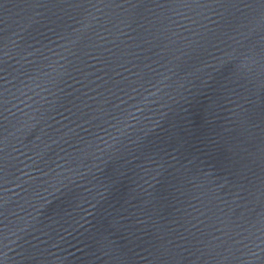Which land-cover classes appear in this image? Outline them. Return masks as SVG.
Returning a JSON list of instances; mask_svg holds the SVG:
<instances>
[{
	"label": "water",
	"instance_id": "95a60500",
	"mask_svg": "<svg viewBox=\"0 0 264 264\" xmlns=\"http://www.w3.org/2000/svg\"><path fill=\"white\" fill-rule=\"evenodd\" d=\"M0 264H264V0H0Z\"/></svg>",
	"mask_w": 264,
	"mask_h": 264
}]
</instances>
